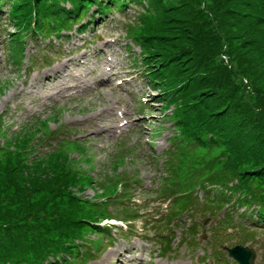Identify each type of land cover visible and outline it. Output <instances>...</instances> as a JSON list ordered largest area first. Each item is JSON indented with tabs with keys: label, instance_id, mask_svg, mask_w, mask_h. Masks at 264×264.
I'll list each match as a JSON object with an SVG mask.
<instances>
[{
	"label": "rangeland",
	"instance_id": "obj_1",
	"mask_svg": "<svg viewBox=\"0 0 264 264\" xmlns=\"http://www.w3.org/2000/svg\"><path fill=\"white\" fill-rule=\"evenodd\" d=\"M13 1L15 5H23L21 3L23 0H0L2 6L0 11V115L5 119L3 122L0 120L4 131V134H0V142L2 140L7 142L11 150L19 147L27 150L22 156L26 165L19 159L14 161L0 157V250L24 248L33 241L34 229L41 221L37 211L42 210L41 214L49 217L57 204L53 191L57 187L54 180L57 182L58 180L52 179L54 174L37 169L27 170L21 166L47 167L55 163L61 169L71 171L72 159L66 152L58 150L46 156L39 155L30 152L27 140L34 139L37 142L38 137L44 136V141L37 146L38 152L42 154L52 148L54 135L58 130L65 128L64 124L71 125L66 128L67 130L78 129L81 135L88 132L93 137L97 150L90 149L92 145L86 139L71 142L68 150L74 158H81L78 170L92 175L93 163L84 161V155L93 152L95 155L93 161L96 164V153L99 152L100 161L104 159L106 153L105 159L109 161L120 147H116L119 140L114 138L119 139L128 130L132 131L130 136H126L131 147L136 148L137 156L143 158L147 156L152 159L153 152L160 153L168 146L169 138L173 139L176 132L173 121L163 116L171 111H162L160 101L162 98H158L157 95L156 88L163 89L162 84L154 81L152 87L143 73L136 72L143 69L141 64L136 62L139 48L127 36L131 33L129 30H137L140 25L139 17L145 15L148 17L143 26L158 27L160 35L165 37L166 47L178 45L185 48L181 67L186 72L196 71L194 72L196 84H202V81L205 85L210 81L215 84L216 92L220 95L215 97L216 99H210L213 112L217 110V107L219 109L224 107L222 112H225V123L233 130L232 133L241 136L242 132L250 137L252 142L258 141L264 146V34L255 30L257 26L262 27L260 22L264 19V4L261 0H253L248 7L244 4L247 0H163L158 1L156 10L150 9L151 12L140 5L136 6L137 9L139 7L137 14L133 10L136 8H130L126 15L118 10H112L102 19L103 22H97L84 33L77 32L74 25L69 32H63L66 33L64 37L53 36L50 40L24 38L26 39L25 57L19 66L7 53L4 39L6 36L4 28L8 27L7 32H11L13 28L11 23L9 24L10 16L8 18V7ZM69 4L64 2L61 6L68 8ZM247 12L249 15L243 16ZM100 25H106V27L99 28ZM90 40L91 43H89ZM67 50L77 53L76 57L85 56L97 67H102L105 52L108 51L113 57L111 66L116 73L115 78L122 79V83L114 87L111 83L101 87L97 93L86 97L79 104V108L73 105L74 100L64 103L65 85L49 84H53L55 80L51 75L58 74L68 61V59L62 60ZM39 56L51 59L52 63L43 68L39 67L42 64ZM29 71L32 72L30 75ZM202 71L203 74H200ZM45 76L49 79L42 84ZM67 79L68 75L64 74L61 80ZM196 84L193 86H199ZM49 89L62 90V92L47 96ZM113 104H120L116 107L118 109L116 115L112 108ZM48 106L50 107L47 108ZM82 106L85 109H80ZM54 107L58 109L52 110ZM53 114H57L58 119L54 120ZM30 115L32 116L29 117ZM122 116H127L131 120L121 125L119 123ZM101 125L106 126L108 131L102 130ZM20 129L23 133L10 140L8 136ZM40 130L46 131L49 135H45L44 132L38 134ZM52 130H54L53 133ZM71 137H74L73 133ZM138 161L139 176L143 183L150 181L151 184L153 180L154 188L136 190L129 204L146 203V206H149L145 210L148 214L145 218L134 222L133 228L135 232L146 237L145 246L152 250L155 249L156 243L151 238L155 236L156 231L163 230V228L158 230L157 222L154 221L159 217L157 211L161 200L165 197L158 199L160 196H157L155 192L161 188V173L157 165L153 167L154 160H151V164H148L146 169L144 164ZM104 163H101V168L110 169V164L107 163L105 166ZM129 167L125 166L127 169ZM223 172L225 173V170ZM99 175L100 173L94 178L97 179ZM87 182L83 177L78 182L81 196L95 195L99 191V185L93 181L89 184ZM240 207L237 205L235 208L238 210ZM161 212H164V208ZM194 216L198 218L197 224L202 228L208 216L199 211ZM114 218L119 220L120 217ZM211 225L212 221L209 219L202 231L196 230L199 231L198 237L201 238L205 233L207 238L206 230ZM96 237L97 235L91 234L89 238ZM205 238L202 237L199 243ZM104 242L106 243V240ZM257 243L261 249L260 253L264 255V230L258 231ZM91 244L94 246L93 243ZM134 249L135 252L124 251L116 264H137L140 253L139 244ZM5 250L1 251L0 256ZM111 250L107 248L105 252L99 254V256L102 255L100 261L102 264H106L107 258L112 259V256L116 254V251ZM116 250L118 251L119 248L117 247ZM181 251L182 248L178 253ZM154 258L151 251L150 261ZM54 260L55 258L51 257L49 261L43 260L42 264H50ZM144 260L147 261L148 257Z\"/></svg>",
	"mask_w": 264,
	"mask_h": 264
},
{
	"label": "trees",
	"instance_id": "obj_2",
	"mask_svg": "<svg viewBox=\"0 0 264 264\" xmlns=\"http://www.w3.org/2000/svg\"><path fill=\"white\" fill-rule=\"evenodd\" d=\"M158 1L163 0H23L21 2L23 5H15L13 1L8 7L9 23L13 27L9 32L11 47L19 54L22 49L20 38L24 34L43 36L46 33H54L59 36L62 31L69 30L76 22H81L84 15H88L91 19L79 23L76 28L77 31H84L89 23L97 19V14L101 17L113 8L125 11L132 5L144 6L145 10L151 12L150 9L156 10ZM261 1L264 4V0ZM64 2L70 3L68 8L61 6ZM252 2L253 0H247L244 4L248 7ZM91 8L92 10L89 11ZM244 15L248 16L249 12ZM147 19V15L139 17L140 25L135 31L129 30L131 32L129 36L140 47L142 64L148 71L146 74L153 83L155 81L157 84H162L163 89H158L159 98H162L164 106L168 108L173 105L171 116L178 128L177 137L180 145L192 151L194 156L215 164L217 171H221L222 166L225 170L223 178L234 181V191L243 194L245 201L251 200L259 204L261 209L258 212L262 217L264 215V146L258 141L252 142V139L242 132L241 136L232 133L233 130L225 123V112H222L224 107L221 109L217 107L213 112L210 99L220 95L216 92L215 84L211 81L206 83L208 86L203 84L204 81L202 84H196L194 80L196 71L186 72L181 67L185 48L178 45L166 47L165 37L160 35L161 32L156 25L143 26ZM260 25L262 27L257 26L255 30L264 34V19ZM200 74H203V71ZM193 84L199 86L194 87ZM251 128L255 130L254 127ZM25 150L20 147L11 150L7 142L0 143L1 158L6 157L7 160L14 161L19 159L24 165L26 162L22 156L26 154ZM214 151L217 153H213ZM24 165L21 168L43 170L54 174L51 178L58 180V182L54 180L57 187L53 191L57 204L49 217L41 214L42 210L37 211L41 221L34 229L35 239L24 248L1 249L0 254L1 251L6 250L0 256V263L42 264L43 260L49 261L51 257L55 260L50 264H76L79 261L82 263L89 253L87 250L82 251V245L78 241L85 238L87 230L90 232L91 228H98L91 223L95 217L89 210L90 207H98L91 203L90 199L81 196V188L78 186L79 180L87 177L61 169L55 163L47 167ZM216 173L221 176L219 172ZM209 179L211 183L219 182L213 179V175Z\"/></svg>",
	"mask_w": 264,
	"mask_h": 264
}]
</instances>
